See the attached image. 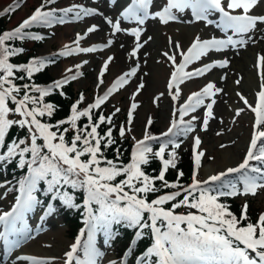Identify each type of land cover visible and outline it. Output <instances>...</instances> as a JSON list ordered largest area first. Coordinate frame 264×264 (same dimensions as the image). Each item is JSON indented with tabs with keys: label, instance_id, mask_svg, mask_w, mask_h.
Returning a JSON list of instances; mask_svg holds the SVG:
<instances>
[{
	"label": "snow or ice",
	"instance_id": "1",
	"mask_svg": "<svg viewBox=\"0 0 264 264\" xmlns=\"http://www.w3.org/2000/svg\"><path fill=\"white\" fill-rule=\"evenodd\" d=\"M152 2L153 0H131L121 15L124 19L134 20L140 25H143L148 18H158L160 22L167 24L178 20L176 12L184 13L185 10H190L192 20L188 21L189 23L206 21L212 24L213 21L209 19V15L218 13L219 20L216 22V27L226 36L223 39L213 37L206 40H201L197 36L187 51L180 53L183 59L179 64H176L174 55L164 53L175 66L168 84L170 90L175 87L174 100L179 97V85L185 79L202 76L217 65L221 68L228 65V61L223 60L206 64L194 71H185L190 63L199 60L212 50L220 51L230 46L246 45L248 40L243 38L244 35L254 31L258 24H264V15L250 14L259 0H226V7L225 0H166L161 9L154 13L150 12ZM50 3H54V0H44L41 6L37 7L31 16L24 19L15 29L0 34V147L5 145L6 137L13 126L26 128L30 140V143L25 139L12 141L7 145L6 153L0 155V161L11 160L18 156L19 166L23 168L26 165L28 169V175L19 181V195L12 210L0 214V225L4 226L0 239H3L9 248H14L19 244V239L9 240V236H21L26 232V227L21 230L16 225L18 222H23L24 214L38 203L35 192L37 185L44 181L48 185V191L58 195L69 207L76 206L73 203V197L67 192L61 193V187L67 185L72 189H83L86 193L84 205L87 209L85 225L88 228V242L84 244V259L76 257L81 246V240L77 238L76 242L71 245V250L65 253L64 264H73L74 260L75 264H98L97 257L101 254L93 245L95 232L103 230L106 235H110L111 225L121 222L126 223L128 227L138 229L137 237H142L145 229L151 230L153 243L139 264H264V213L259 215L255 223H244L248 220L247 203L243 205L238 218L219 199L222 196L241 194L237 184L223 183L222 177L230 173L241 174L243 194L255 195L258 189L264 188V168L253 166L250 163L256 161L264 164V55L257 59L256 66L262 71L260 91L257 93L255 107L248 104L245 97L240 96L244 104L248 105L255 114L254 131L243 161L237 167H230L226 172L211 175L204 181L196 179L194 175L192 183L187 187L178 182L170 184L165 179V174L170 167L176 168L178 157L175 149L180 147L179 143L172 139L165 140L159 150L154 152L148 142L158 138L146 133L143 139L135 142L130 161L127 164L119 163L117 162L119 157L117 160L107 159L101 150L102 144L107 147L115 142L112 138V129L109 128L105 135L98 132V128L106 120L111 123L112 117L106 118L101 114L98 121L94 122L91 115L93 109L100 108L109 95L126 84L129 77L136 74L139 65L118 77L103 96H97L95 102L83 110L78 107L84 100L81 94L80 99L72 104L71 114L67 119L60 120L56 124L45 123L40 119L45 115L51 117L55 110L52 103L43 102L44 98L54 89L62 88L69 80H74L77 76L66 75L47 87L29 86L28 84L21 87L14 82L17 78L16 71H22L27 74L28 78H31L34 73L40 72L53 61L47 58H33L27 64L10 63L9 58L22 52L23 49L9 47L6 42L25 37L42 40L44 37L25 30L37 24L52 26L55 22L63 23L64 16L73 12L76 7H78L75 11L77 18L82 15L97 14L95 9L74 6V8L64 9V15L57 17L55 9L43 10L45 5ZM18 7L19 0L14 6L5 8L0 15L14 11ZM237 10H242V12L233 14ZM107 23L112 26L114 33L121 31L119 20L113 22L108 19ZM95 30V25L87 29L89 33ZM229 31L232 35H228ZM131 35L137 41L131 55L136 56L139 48L143 46L139 43L141 29H133ZM234 36L240 38L234 39ZM81 39L83 37L78 34L74 42L77 46L65 45V50L59 55L66 56L77 52L90 53L96 51L97 47H104H79ZM111 43L112 41L109 40L108 44ZM175 47L180 46L177 43ZM111 60L112 57H109L105 61L100 72L101 77ZM76 67L79 68L80 65ZM67 71L71 72L72 69ZM18 78L24 79L23 76ZM100 82L103 83L102 80ZM236 83L239 84L240 81L237 80ZM140 87L143 85L141 84ZM22 90L23 95L20 97ZM221 91L222 89L209 82L199 92L192 93L179 109L180 121L173 120L171 127L162 135L165 137L169 134L177 135L178 133L174 132L177 128L185 134L193 131V125L190 122H184V115L195 111L204 105L206 98L215 96ZM31 92L39 95H32ZM10 101L14 104V108L9 106ZM214 104L215 100H212L206 105L207 111L203 121L205 129L209 118L212 117ZM137 107L136 103L131 105L128 113L129 124L133 119V111ZM119 111L120 109L117 108L116 112ZM242 111L243 109L236 110V115H240ZM10 114L18 115L19 119H10ZM82 117L88 119V123L83 127L78 124ZM150 123L151 120H149ZM65 124L69 127L62 128ZM69 130L74 133L70 140L66 139V133ZM119 131L120 136L124 137L125 128L121 126ZM105 140L106 143H104ZM200 143V138L195 137L193 160L197 169L200 166L201 157L204 156V152L197 150ZM169 144L172 145L173 150L168 152V158H165V151ZM28 153H30V159L25 158ZM150 156L158 158L162 164L157 176L146 174L142 168V165L150 162ZM183 175L182 171L178 173V176ZM118 177L123 178L117 182ZM156 181L162 182L161 187L176 190L149 201L148 193L159 191L155 184ZM217 181L221 184L216 189L205 187ZM181 196L182 199H178ZM169 202H172L171 207L166 208L164 205ZM93 204L99 206L98 214L92 208ZM181 207L195 211L178 213L176 210ZM81 235H83V230H81ZM17 259L27 261L29 264H52L54 258L22 255Z\"/></svg>",
	"mask_w": 264,
	"mask_h": 264
},
{
	"label": "rangeland",
	"instance_id": "2",
	"mask_svg": "<svg viewBox=\"0 0 264 264\" xmlns=\"http://www.w3.org/2000/svg\"><path fill=\"white\" fill-rule=\"evenodd\" d=\"M61 1H64L63 4ZM16 2L17 0H0V12L9 8L10 4L14 6ZM43 2L44 0H19V7L15 8L9 18L8 29L16 28ZM128 2V0H60L58 6H64L65 9L79 6L95 9L97 14L82 15L80 18L74 14L71 22L54 27L51 34L43 40L35 56L48 54L51 57L54 53H60L65 49V45L69 46L77 40L78 34L83 37L81 40L85 46L94 44L104 46L97 47V52L85 53L82 56L78 54L81 52H77L74 57L66 59L57 60L55 57V60L51 59L53 62L49 64V71L56 80L63 79L66 75L77 76L73 80V88L85 90L87 98L85 105L93 101L94 95L106 91L112 81L115 82L118 77L139 65L136 74L129 77L128 82L120 87V90L114 91L106 103L111 112H116L117 108L120 109L117 112L118 116L126 114V124L135 141L143 139L149 120L158 127L160 132L167 131L173 120L177 122L180 120L179 107L187 101L189 95L199 92L209 82L214 83L222 91L213 96L215 104L207 128H203L201 120L205 118L203 108H206V105L188 112L184 121L193 125V131L182 134L185 137L182 145L193 147L194 138L197 136L200 138L201 143L197 150L204 152L199 168L201 181L208 178L207 174L217 175L220 172H226L230 167L239 165L246 155L255 122V114L248 105L244 104L240 96L245 97L248 104L255 107L262 71L260 69L258 72L255 65L258 57L264 55V24H258L254 31L244 35L243 38L248 40L246 45L230 46L220 51L212 50L189 64L188 69L185 68V70L190 72L209 62L228 61L226 67L221 68L217 65L202 76L185 79L179 85V97L174 100L175 87L170 90L168 84L175 66L164 53L174 55L177 64L180 53L190 47L197 36L201 39L226 38L225 33L216 27L218 20L215 15L217 14L211 17L214 20L212 24L206 21L189 23L188 21L192 20L191 12L185 10L184 13L176 12L178 16L176 21L164 24L158 18H148L143 25H140L136 21L122 17L121 14L129 4ZM158 6L159 0H153L150 11L152 13L158 11ZM75 9L78 10V7ZM250 14L264 15V0H259ZM108 19L113 22L119 20L121 31L114 33L112 26L107 23ZM93 25L96 26V30L89 33L87 29ZM136 28L141 29L139 43L143 46L139 48L136 56H132L131 53L137 41L131 32ZM230 33L229 31L228 35ZM249 37L251 39H248ZM109 40L112 41L111 44H108ZM177 43L179 48L175 47ZM32 46V42L24 43L23 50ZM109 57H112V60L107 72L103 78H100L101 69ZM77 65L80 67L77 68ZM68 69L72 71L68 72ZM101 80L103 83L100 82ZM237 80L240 81L239 84L236 83ZM141 84L143 87H140ZM133 103H136L138 107L133 111V119L129 124L128 113ZM238 109L243 111L237 116ZM239 189L241 195L236 198L237 202L242 203L246 196H252V194H243V184ZM7 190L6 184L0 188V214L11 211L13 208L10 193ZM246 198L259 206L261 211L264 210V188L258 189V193L253 197ZM40 217H44V214ZM46 219L35 221L29 233L26 225V232L21 235L22 238L13 236V240L19 239V244L8 251L9 257H5L0 252V264H29L27 261L17 259L22 255L54 258L52 264H64L65 253L71 250L74 239L68 236L67 225L61 217L55 215ZM94 241L96 251L101 254L97 257L98 264H123L122 260L115 259L109 238L98 234Z\"/></svg>",
	"mask_w": 264,
	"mask_h": 264
},
{
	"label": "trees",
	"instance_id": "3",
	"mask_svg": "<svg viewBox=\"0 0 264 264\" xmlns=\"http://www.w3.org/2000/svg\"><path fill=\"white\" fill-rule=\"evenodd\" d=\"M16 4V3H15ZM12 6V5H11ZM8 12L4 15H0V34H3L4 32H7L9 29V18L12 16V13ZM32 30H41L40 25H32ZM27 37L24 39H16L13 41L6 42L9 47L12 48H21L23 49L24 43L27 42ZM43 40H32L33 46L24 48V50L20 53H18L15 56H12L9 58V62L17 65L27 64L32 60L33 57H35L36 53L38 52V48H40V45L43 43ZM47 59H54L57 57V60L61 58L59 55V52L56 54H52L51 57L48 56V54L44 55ZM48 56V57H47ZM50 66L49 64L41 70L40 72L34 73V75L31 78L27 77V74L22 71H16L15 76L17 77L14 79V82L18 85L23 87V85L28 84L36 85L40 87H47L51 85L54 81L53 76L50 73ZM23 76L24 79H19L18 77ZM63 93V95H61ZM32 95L38 96V93L31 92ZM81 94L84 96V100L78 105L79 109L83 110L87 107L85 105L87 98L85 95V90L80 89L76 90L73 88V80H69V82L62 86L60 90L54 89L48 96L44 98V103H52L55 106V110L51 117L45 115L44 117H40L42 122L45 123H51L56 124L60 120H66L67 117L71 114V106L73 103H76L79 99ZM23 95V90L19 94L20 97ZM19 98V97H18ZM9 106L14 108V104L9 102ZM115 113V115H113ZM103 114L106 118L111 116L112 120L111 123H109L107 120L100 125L98 128V132L101 135H105L109 128L112 129V138L114 139V143L110 146L105 147L104 144H102V153L103 156L107 159H113L117 160V157H119L118 161L119 163L127 164L131 159V153L133 150V147L135 145V138L131 134L128 125L126 124L127 116L124 113L121 116H118L117 112H111L109 108L107 107V104H103L98 109L92 110V117L93 121H98L99 116ZM10 119H19L18 115H12L9 116ZM88 123L87 117H82L78 124L79 126L83 127ZM123 126L125 128V135L124 137L120 136V128ZM63 127H69V125L65 124ZM55 130V129H53ZM90 130V129H89ZM174 132L178 133L177 135L169 134L168 139L174 140L176 143L180 144V147L178 149H175L177 153V162H176V168H169V170L165 174V179L171 184V183H179L183 185L184 187L189 186L192 183L193 176L195 175L196 179L201 181L200 178V172L195 166L194 160H193V153L192 150L189 147H185L182 145L183 137L182 132L179 128L174 129ZM145 133L150 134L152 136L157 137V140L149 141V145L152 147L153 151H158L160 145L165 141V136L161 135L162 132L159 131L158 127L154 125V123L151 121V123L147 125V128L145 130ZM73 131L69 130L68 133H66V139L70 140L73 136ZM20 139H25L28 143H30V140L28 138V132L27 129L20 128L18 126H13L5 140V145L3 147H0V155H3L7 151V145L10 144L12 141H18ZM39 143H42V141H38ZM106 143V140L105 142ZM23 147V146H22ZM172 145L169 144L168 148L165 151V158H168V152L172 151ZM26 159H30V153L26 154ZM85 159L87 157H84ZM202 163L200 162V165ZM143 170L146 174L150 176H157L159 175V172L162 168V164L158 158H154L150 156V162L147 165H142ZM182 171L184 173L183 176H178V173ZM28 175V169L25 165L23 168L19 166V157H14L11 160H5L0 161V178H4L8 182V190L10 193V200H15L17 196L19 195V181L22 180L24 177ZM50 178V177H49ZM123 177H118L117 182L122 179ZM228 180V179H226ZM156 187L159 189L157 192H151L148 193L147 199L151 201L152 199L157 198L160 195L168 194L172 191H175L176 189L172 188H165L161 187L162 182L156 181L155 182ZM205 187H209V185H205ZM217 187H211V189H216ZM127 190V189H126ZM60 192H67L71 197H73V203L76 205L75 207H69L63 203V201L59 198L58 195H56L53 192L48 191V185L46 182L41 181L37 185V191L35 192L36 198L38 203L37 207L38 209L41 208L46 200L54 195L55 199L53 202V210L52 214L53 216H59L62 218V220L65 221L67 225L68 230V236L71 238H75L77 235L78 230L81 226H83V223L85 221V217L87 216V209L84 205V201L86 199V193L83 189H72L70 186H63L60 188ZM198 194V193H197ZM215 194V192H213ZM143 195V194H142ZM178 199H182V196ZM220 202L227 205L229 211H231L234 215H236L238 218L241 215V205L242 203L237 202L236 198H230V197H220ZM171 203L164 205L166 208L171 207ZM247 203L248 205V220L247 222H253L255 223L257 220L258 213L260 211L259 206L256 204H253L248 199L245 200L244 204ZM243 204V205H244ZM92 208L94 209L95 213L98 214L99 206L96 204L92 205ZM178 213H187L189 211H195L190 210L186 207H181L176 210ZM145 218H147V214H145ZM101 235H104L106 238H109L110 240V246L111 251L114 253L116 258H120L122 255H127L130 260V264L132 261L140 257L143 252H147V249L151 247L153 243V238L151 234L150 229H145L144 234L142 237H137L136 232L138 229L128 227L126 223H114L111 225L110 229V235H106L103 230H98ZM86 232L88 233V228L86 227ZM76 257L79 259H83V249L82 247L79 248ZM154 259V258H153Z\"/></svg>",
	"mask_w": 264,
	"mask_h": 264
},
{
	"label": "bare ground",
	"instance_id": "4",
	"mask_svg": "<svg viewBox=\"0 0 264 264\" xmlns=\"http://www.w3.org/2000/svg\"><path fill=\"white\" fill-rule=\"evenodd\" d=\"M210 175V174H209ZM209 175L207 174L206 176H208L209 177Z\"/></svg>",
	"mask_w": 264,
	"mask_h": 264
}]
</instances>
